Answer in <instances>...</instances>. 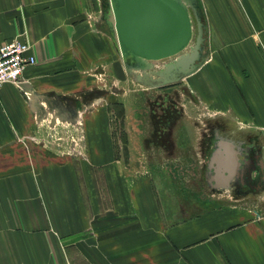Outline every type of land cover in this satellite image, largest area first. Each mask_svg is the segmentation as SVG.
Returning <instances> with one entry per match:
<instances>
[{"label": "crops", "instance_id": "crops-1", "mask_svg": "<svg viewBox=\"0 0 264 264\" xmlns=\"http://www.w3.org/2000/svg\"><path fill=\"white\" fill-rule=\"evenodd\" d=\"M196 3L203 58L157 133L100 0H0L34 59L0 85V264H264V0ZM46 114L82 156L39 147Z\"/></svg>", "mask_w": 264, "mask_h": 264}, {"label": "water", "instance_id": "water-1", "mask_svg": "<svg viewBox=\"0 0 264 264\" xmlns=\"http://www.w3.org/2000/svg\"><path fill=\"white\" fill-rule=\"evenodd\" d=\"M193 16L196 35L192 43ZM99 18L127 72L142 84L175 82L203 58V23L196 0H100ZM169 59L154 71L152 62Z\"/></svg>", "mask_w": 264, "mask_h": 264}, {"label": "rangeland", "instance_id": "rangeland-1", "mask_svg": "<svg viewBox=\"0 0 264 264\" xmlns=\"http://www.w3.org/2000/svg\"><path fill=\"white\" fill-rule=\"evenodd\" d=\"M193 38H191L192 43ZM170 58L168 59H163L159 61L152 62V67L150 68L151 71H154L158 68H161L164 63L169 61ZM140 72L138 71H132V72H125V78L127 80H134L135 75ZM140 86L145 87L146 91H151L152 94L150 96V99L144 103V107H148V110L144 112L147 120L148 114L149 115V121L148 124L149 127L157 131L159 133L162 131V128L164 126V119H165V111L168 112L172 106V109H174V106L177 105L178 100H176L177 96L174 95L175 91H178V88L172 89L171 87H178L177 85L179 84V80L175 82H170V83H165L159 86H151L147 84H142L138 81H136ZM125 86H131L130 84L125 85ZM167 90H172L173 94L171 97L169 94L165 95V91ZM148 105L146 106V104ZM174 111H171L173 113ZM43 123H42V135L43 139H46L47 143H37L39 147L43 148L47 152H55L62 155H71V156H82L83 151H84V143H58V141H55V134L57 133V129L61 130L64 125L61 123L55 122V124L52 123L53 119L52 116H48V114L44 115L42 117ZM45 129V130H43ZM63 136V137H62ZM58 137V136H57ZM56 137V138H57ZM59 140L62 141L64 138H70V136L67 133H64L62 131V134L59 135ZM57 142V143H56Z\"/></svg>", "mask_w": 264, "mask_h": 264}, {"label": "built area", "instance_id": "built-area-1", "mask_svg": "<svg viewBox=\"0 0 264 264\" xmlns=\"http://www.w3.org/2000/svg\"><path fill=\"white\" fill-rule=\"evenodd\" d=\"M28 49L25 41L16 38L0 43V85L5 81L20 82L24 67L34 63Z\"/></svg>", "mask_w": 264, "mask_h": 264}]
</instances>
